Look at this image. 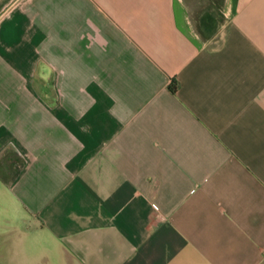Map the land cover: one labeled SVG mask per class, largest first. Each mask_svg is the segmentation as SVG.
<instances>
[{"label": "crops", "instance_id": "obj_1", "mask_svg": "<svg viewBox=\"0 0 264 264\" xmlns=\"http://www.w3.org/2000/svg\"><path fill=\"white\" fill-rule=\"evenodd\" d=\"M192 7L0 0V264H264V0Z\"/></svg>", "mask_w": 264, "mask_h": 264}, {"label": "rangeland", "instance_id": "obj_2", "mask_svg": "<svg viewBox=\"0 0 264 264\" xmlns=\"http://www.w3.org/2000/svg\"><path fill=\"white\" fill-rule=\"evenodd\" d=\"M208 0H190V2L193 3V13L196 15L197 11L199 10V8H201L205 2H207ZM216 3H218L219 0H215ZM216 4H212V7L215 8Z\"/></svg>", "mask_w": 264, "mask_h": 264}, {"label": "trees", "instance_id": "obj_3", "mask_svg": "<svg viewBox=\"0 0 264 264\" xmlns=\"http://www.w3.org/2000/svg\"><path fill=\"white\" fill-rule=\"evenodd\" d=\"M214 29V27H212V29L211 30H213Z\"/></svg>", "mask_w": 264, "mask_h": 264}]
</instances>
